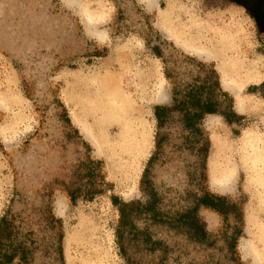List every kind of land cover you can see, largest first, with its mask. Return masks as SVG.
I'll return each instance as SVG.
<instances>
[{"label": "rangeland", "instance_id": "1", "mask_svg": "<svg viewBox=\"0 0 264 264\" xmlns=\"http://www.w3.org/2000/svg\"><path fill=\"white\" fill-rule=\"evenodd\" d=\"M254 4L0 0V216L9 208L28 217L41 245L33 264H59L42 252L53 240L41 218L48 208L62 222L64 264H129L115 242L112 199L146 204L145 171L159 211L197 206L206 237L196 242L138 217L156 244L132 264H264V31ZM128 79L147 91L138 104L148 144L134 160L105 142L120 118L114 98L132 94ZM216 79L219 111L204 115L197 132L179 112L158 127L154 108L171 106L174 89ZM88 160L104 183L71 202L67 189L85 184ZM203 193L223 197L227 214L197 205Z\"/></svg>", "mask_w": 264, "mask_h": 264}, {"label": "trees", "instance_id": "2", "mask_svg": "<svg viewBox=\"0 0 264 264\" xmlns=\"http://www.w3.org/2000/svg\"><path fill=\"white\" fill-rule=\"evenodd\" d=\"M214 72V71H212ZM218 81L210 85L204 83L197 86H192L189 89L173 91V104L169 107L155 106L154 115L157 120V125L160 127L164 120L172 112H179L182 116L184 128L189 129L191 133L198 131L197 124L206 114H212L219 111L220 101L217 97L216 90ZM27 90H25L26 92ZM226 98L225 93H221ZM56 104L62 109V116L67 125H70V119L65 110V107L59 99L55 98ZM77 139L80 136L77 130ZM83 143V142H82ZM85 144V143H83ZM97 163L88 160L84 168L87 181L80 187L70 189L67 193L69 200L74 202L80 192H84L85 198H91L93 194L100 192V187L104 183L103 177L99 174L95 167ZM147 172L143 174L141 180L142 190H147L149 201L142 204L137 200L121 201L112 199V202L117 206L118 220L114 229L115 242L119 249V254L129 264L136 263L137 254L141 248L155 250L156 242L151 239L147 233V228L139 230L135 225V220L138 217L144 216L146 222L161 224L172 228L176 231H181L190 237L193 241L202 242L206 237L204 224L198 220L196 211L197 206L193 209L186 210L183 213H177L174 216L165 217L158 209V201L155 194L150 190V183L147 180ZM197 205H204L226 215L227 207L224 205V198L220 196L203 193L197 199ZM19 213H12L8 208L0 216V264H33L35 252L40 249L35 236V231L27 226V216ZM41 218L49 231L52 232V241L44 243L42 252L44 254L53 253L56 256L59 264H64L62 239L63 227L62 222L55 218L51 209H46L41 213ZM40 218V219H41ZM25 226L27 227L26 231ZM131 252V253H130Z\"/></svg>", "mask_w": 264, "mask_h": 264}, {"label": "bare ground", "instance_id": "3", "mask_svg": "<svg viewBox=\"0 0 264 264\" xmlns=\"http://www.w3.org/2000/svg\"><path fill=\"white\" fill-rule=\"evenodd\" d=\"M147 1L151 3L153 0ZM126 84H129L128 87L131 90L129 91L132 94L128 95L127 99L121 97L114 98L115 100L112 102L111 105L113 106L111 108L115 109L120 114V118L116 124L117 132L112 135V137L109 136L105 142L109 143V140L113 141L110 143V147L108 145L106 147L114 148L119 152H123L126 154V158L134 160L144 152L148 144V136L143 122L144 112L138 104L144 103L143 99L146 98L147 91L145 89L138 90L133 81L130 79L126 81ZM155 96L156 99H160L162 94L159 90H157V92H155ZM136 98L139 99L140 102H137ZM95 144H97V139ZM231 177L232 172L227 170L223 179L229 180ZM89 264H100V262L96 258Z\"/></svg>", "mask_w": 264, "mask_h": 264}, {"label": "crops", "instance_id": "4", "mask_svg": "<svg viewBox=\"0 0 264 264\" xmlns=\"http://www.w3.org/2000/svg\"><path fill=\"white\" fill-rule=\"evenodd\" d=\"M259 9V21L257 18V21L259 22V25L261 26V30L264 31V5L263 6H257V10Z\"/></svg>", "mask_w": 264, "mask_h": 264}, {"label": "flooded vegetation", "instance_id": "5", "mask_svg": "<svg viewBox=\"0 0 264 264\" xmlns=\"http://www.w3.org/2000/svg\"><path fill=\"white\" fill-rule=\"evenodd\" d=\"M249 2H254V5H258V6H263L264 5V0H248Z\"/></svg>", "mask_w": 264, "mask_h": 264}]
</instances>
